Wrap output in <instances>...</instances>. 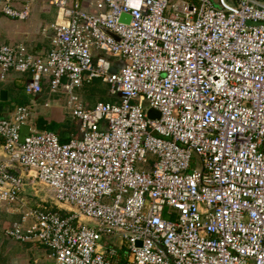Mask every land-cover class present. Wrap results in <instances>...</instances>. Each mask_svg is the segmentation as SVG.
Masks as SVG:
<instances>
[{
  "label": "built area",
  "instance_id": "built-area-1",
  "mask_svg": "<svg viewBox=\"0 0 264 264\" xmlns=\"http://www.w3.org/2000/svg\"><path fill=\"white\" fill-rule=\"evenodd\" d=\"M216 1L50 0L47 57L0 47L1 81L30 73L78 124L63 142L23 138L27 107L0 118V208L21 216L5 235L48 249L36 264H264V0ZM20 4L0 0L27 20ZM95 80L108 101L85 106ZM38 185L52 206L24 197Z\"/></svg>",
  "mask_w": 264,
  "mask_h": 264
},
{
  "label": "crops",
  "instance_id": "crops-1",
  "mask_svg": "<svg viewBox=\"0 0 264 264\" xmlns=\"http://www.w3.org/2000/svg\"><path fill=\"white\" fill-rule=\"evenodd\" d=\"M23 4H30L31 13L27 20H17L5 16L0 5V47L23 44L30 54L45 58L53 49V32L50 28L56 24L64 23L62 14L50 4V0H22V4L18 5V8H22ZM30 80V73L18 74L15 72H11L6 80H0V118L11 119L17 108L27 107L32 112V120L21 130L23 138L28 135L30 129L54 131L63 142L79 137L78 124L76 125L64 110L65 98L52 95L47 83L39 95L28 94L26 85ZM95 86V82H86L79 90L85 106H93L97 102L107 100L105 95L95 93L93 90ZM97 97L99 99L95 101ZM4 159L5 154L2 141H0V160L4 161ZM36 194L27 190L24 195L36 196ZM20 221V215L7 208H0V230L5 237L6 229ZM5 240L7 242L0 244L3 246L1 253L5 255L0 254V257H7L12 262L10 264H36V262H43L42 260L46 261L49 255L48 249L36 242H16L7 237ZM4 244H7V250Z\"/></svg>",
  "mask_w": 264,
  "mask_h": 264
},
{
  "label": "rangeland",
  "instance_id": "rangeland-1",
  "mask_svg": "<svg viewBox=\"0 0 264 264\" xmlns=\"http://www.w3.org/2000/svg\"><path fill=\"white\" fill-rule=\"evenodd\" d=\"M213 1H216V0H213ZM217 2V1H216ZM103 88H104V90H105V95L108 93L107 91H108V89L106 88V87H104L103 86ZM80 93V92H79ZM99 98L97 97L96 99H95V101L96 100H98ZM75 122V121H74ZM75 124L77 125V123L75 122ZM73 127H75V126H73ZM75 130H76V128H75ZM197 161H198V159H197ZM197 164L199 165V162H197ZM200 168V167H199ZM137 169L138 170H141V169H143V166L141 165V164H138V166H137ZM40 186V188H37V190L35 191V193H37L36 194V196H25L24 195V197L27 199V200H29L30 201V203L31 204H34V203H40V201L41 200H44V201H46L49 205H51V203H52V199H53V195L48 191V189H46L44 186H42V185H39ZM52 206V205H51ZM53 208L55 209V210H59V211H61L63 214H65V213H68L69 211H70V209H68L67 207H65V206H62V205H59V207H54L53 206ZM85 222H87V221H85ZM5 236L2 234V232H1V230H0V244L2 243V242H5L6 240V237L4 238ZM7 242V241H6ZM3 244V243H2ZM115 244H116V246H119L120 245V242H115ZM4 246H5V248H6V250H7V244H4ZM3 246H1L0 245V254H2L1 253V250H3V249H1ZM3 255H5V254H2V256ZM10 262H11V260L9 261L8 260V258L6 257V258H2V257H0V264H10ZM12 263V262H11Z\"/></svg>",
  "mask_w": 264,
  "mask_h": 264
},
{
  "label": "water",
  "instance_id": "water-1",
  "mask_svg": "<svg viewBox=\"0 0 264 264\" xmlns=\"http://www.w3.org/2000/svg\"><path fill=\"white\" fill-rule=\"evenodd\" d=\"M128 19H129V17L126 16V15H123V16L121 17V21H122V22L127 21ZM106 33H107L109 36L113 37L114 39L118 40V38H117L116 36H114L113 34H111L110 32L106 31ZM148 116H149V118H151V119H159V118H160V114H159L158 112H156V111H153V110H150V111L148 112ZM37 188H40V186L38 185V186L36 187V189H37ZM139 245H141V243H138V246H139Z\"/></svg>",
  "mask_w": 264,
  "mask_h": 264
},
{
  "label": "trees",
  "instance_id": "trees-1",
  "mask_svg": "<svg viewBox=\"0 0 264 264\" xmlns=\"http://www.w3.org/2000/svg\"><path fill=\"white\" fill-rule=\"evenodd\" d=\"M96 84V86L93 88V90L95 91L96 94H100V95H105V90L103 88L104 84L101 82V81H98V80H95L93 82H90V83H94ZM105 87V86H104ZM106 97V96H105ZM107 101V100H106ZM105 101V102H106Z\"/></svg>",
  "mask_w": 264,
  "mask_h": 264
}]
</instances>
